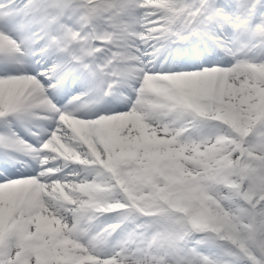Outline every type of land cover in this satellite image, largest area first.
I'll return each instance as SVG.
<instances>
[{
	"label": "snow or ice",
	"instance_id": "6c2138e0",
	"mask_svg": "<svg viewBox=\"0 0 264 264\" xmlns=\"http://www.w3.org/2000/svg\"><path fill=\"white\" fill-rule=\"evenodd\" d=\"M0 264H264V0H0Z\"/></svg>",
	"mask_w": 264,
	"mask_h": 264
}]
</instances>
